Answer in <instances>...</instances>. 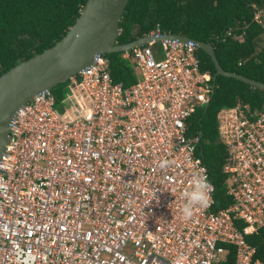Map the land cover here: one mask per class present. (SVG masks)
Wrapping results in <instances>:
<instances>
[{
  "label": "built area",
  "instance_id": "obj_1",
  "mask_svg": "<svg viewBox=\"0 0 264 264\" xmlns=\"http://www.w3.org/2000/svg\"><path fill=\"white\" fill-rule=\"evenodd\" d=\"M197 50L154 38L123 51L128 86L98 54L59 104L50 89L16 110L0 157V264H264L246 239L264 226L263 109L237 100L217 112L230 202L214 209L213 190L182 219L193 174L214 189L188 130L212 92Z\"/></svg>",
  "mask_w": 264,
  "mask_h": 264
},
{
  "label": "trees",
  "instance_id": "obj_2",
  "mask_svg": "<svg viewBox=\"0 0 264 264\" xmlns=\"http://www.w3.org/2000/svg\"><path fill=\"white\" fill-rule=\"evenodd\" d=\"M85 2L0 0V75L61 39ZM262 7L264 0H128L119 22L117 43L132 41L155 28L186 35L211 42L224 70L264 82V44L257 47L264 35V16L263 23L255 19L256 11ZM197 54L200 69L214 75L210 56L199 48ZM121 55L122 52L105 54L110 60L112 80L128 86L136 82V75L129 60ZM65 89L66 82L51 89L57 104L67 98ZM237 100L249 104L252 110H264V88L217 75L208 107L198 108L189 118V134L201 133L197 153L214 185V209L230 202L225 183L228 174L224 172L227 149L218 135L216 115ZM246 239L256 247L255 257L264 261V226L246 235ZM229 258L232 261V253Z\"/></svg>",
  "mask_w": 264,
  "mask_h": 264
},
{
  "label": "water",
  "instance_id": "obj_3",
  "mask_svg": "<svg viewBox=\"0 0 264 264\" xmlns=\"http://www.w3.org/2000/svg\"><path fill=\"white\" fill-rule=\"evenodd\" d=\"M127 3L128 0H86L79 16L61 39L0 75V157L8 141L11 120L16 110L31 100L34 94L65 83L71 76L89 66L98 54L130 51L154 38L191 41L210 56L215 67L210 99L214 93L217 75L264 88L262 81L224 70L217 60L211 42L167 32L160 35L147 33L132 41L117 43L119 22ZM209 101L205 104V109ZM198 137L200 139L201 133Z\"/></svg>",
  "mask_w": 264,
  "mask_h": 264
},
{
  "label": "clouds",
  "instance_id": "obj_4",
  "mask_svg": "<svg viewBox=\"0 0 264 264\" xmlns=\"http://www.w3.org/2000/svg\"><path fill=\"white\" fill-rule=\"evenodd\" d=\"M170 162L164 160L161 167H167ZM213 186L208 182L207 177L200 173L193 174L188 187L182 191L181 199L184 203L181 206L182 219L190 220L197 209L204 210L211 206Z\"/></svg>",
  "mask_w": 264,
  "mask_h": 264
},
{
  "label": "rangeland",
  "instance_id": "obj_5",
  "mask_svg": "<svg viewBox=\"0 0 264 264\" xmlns=\"http://www.w3.org/2000/svg\"><path fill=\"white\" fill-rule=\"evenodd\" d=\"M264 44V35L262 36V38L260 39L259 43H258V48L261 47ZM67 92V91H66ZM68 97V94H66Z\"/></svg>",
  "mask_w": 264,
  "mask_h": 264
}]
</instances>
